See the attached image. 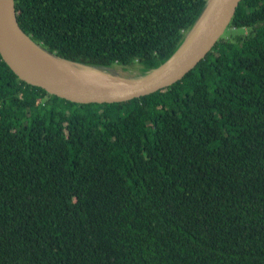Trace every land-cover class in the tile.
I'll use <instances>...</instances> for the list:
<instances>
[{"label": "trees", "instance_id": "1", "mask_svg": "<svg viewBox=\"0 0 264 264\" xmlns=\"http://www.w3.org/2000/svg\"><path fill=\"white\" fill-rule=\"evenodd\" d=\"M207 0H15L72 62L146 72ZM230 30V31H229ZM181 81L80 105L0 55V264H264V0Z\"/></svg>", "mask_w": 264, "mask_h": 264}, {"label": "water", "instance_id": "2", "mask_svg": "<svg viewBox=\"0 0 264 264\" xmlns=\"http://www.w3.org/2000/svg\"><path fill=\"white\" fill-rule=\"evenodd\" d=\"M242 0H207L164 63L139 74L65 60L37 44L20 27L15 0H0V55L19 80L71 103L115 104L151 95L181 81L213 50ZM71 65V66H69Z\"/></svg>", "mask_w": 264, "mask_h": 264}, {"label": "rangeland", "instance_id": "3", "mask_svg": "<svg viewBox=\"0 0 264 264\" xmlns=\"http://www.w3.org/2000/svg\"><path fill=\"white\" fill-rule=\"evenodd\" d=\"M114 69L116 72H120L122 74H129V75L134 74L135 75V74L141 73V67L138 64H134V66H132V67L115 66Z\"/></svg>", "mask_w": 264, "mask_h": 264}, {"label": "bare ground", "instance_id": "4", "mask_svg": "<svg viewBox=\"0 0 264 264\" xmlns=\"http://www.w3.org/2000/svg\"><path fill=\"white\" fill-rule=\"evenodd\" d=\"M69 66H71V65H69Z\"/></svg>", "mask_w": 264, "mask_h": 264}]
</instances>
